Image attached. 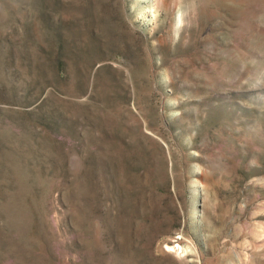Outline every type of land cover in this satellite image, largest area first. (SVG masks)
<instances>
[{
  "label": "rangeland",
  "instance_id": "374dc122",
  "mask_svg": "<svg viewBox=\"0 0 264 264\" xmlns=\"http://www.w3.org/2000/svg\"><path fill=\"white\" fill-rule=\"evenodd\" d=\"M0 264H264V0H0Z\"/></svg>",
  "mask_w": 264,
  "mask_h": 264
}]
</instances>
